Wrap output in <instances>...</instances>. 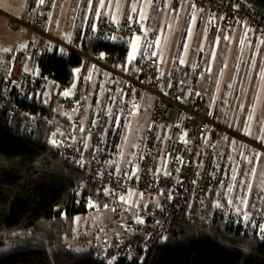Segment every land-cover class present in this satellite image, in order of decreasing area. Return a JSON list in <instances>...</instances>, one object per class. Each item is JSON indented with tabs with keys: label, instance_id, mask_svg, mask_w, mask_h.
<instances>
[{
	"label": "built area",
	"instance_id": "obj_1",
	"mask_svg": "<svg viewBox=\"0 0 264 264\" xmlns=\"http://www.w3.org/2000/svg\"><path fill=\"white\" fill-rule=\"evenodd\" d=\"M154 1L161 9L173 11L191 1L194 11L210 14L212 26L222 38L231 35L236 25L241 24L245 29L246 43H253L256 36L264 40V15L240 0ZM45 22V11L38 6L29 26L37 38L29 37L13 51L7 72L0 76L10 115L17 122H25V131L31 134L38 131L40 119L39 115L32 113L30 106L40 104L41 89L50 80L41 70V60L48 52L50 41V35L44 30ZM24 24L20 17L12 16L8 20V28L13 32L21 31ZM139 27L132 23L130 28L128 21L116 23L104 15L96 22L95 30L83 31L78 38L110 46H116L122 40L129 44L134 33H142ZM58 42L62 45L60 54L68 59L72 53L80 55L81 65L73 83H58L61 107L70 115L72 126L64 134L53 136L51 141L55 139L57 143L52 145L62 159L83 173L81 183L75 188L76 202L84 204L89 211H98L105 205L110 209L126 206L130 215L124 229L136 237L131 240L120 238L114 243L104 241L101 246L96 244L94 256L106 262L144 256L155 242L163 241L172 232L183 216L187 202L197 206L189 211V219L194 220L207 199L206 182L212 160L226 142L222 139L219 123L220 104L209 105L214 71L210 73L209 87L203 89L199 67L190 69L185 66L176 77L164 76L161 75L163 61L157 63L159 57H152L148 52L133 77L126 74V60L116 58L112 52L92 54L87 48ZM100 69L106 73L108 91L119 93L123 105L132 113L139 110L143 91L154 94L141 158L127 168H118L107 161L103 152V136L92 144L86 137L87 132H92V128L85 124L87 97ZM66 92L69 95H65ZM80 128L84 131L81 132ZM182 136L187 143L182 141ZM80 161H83V166ZM133 172L136 175L131 179L125 175L128 173L130 176ZM104 189L114 190L115 195H104ZM129 192L143 193L150 200L141 205L121 202L120 196H127ZM90 200L97 207H89ZM137 218L144 223H138Z\"/></svg>",
	"mask_w": 264,
	"mask_h": 264
},
{
	"label": "trees",
	"instance_id": "obj_2",
	"mask_svg": "<svg viewBox=\"0 0 264 264\" xmlns=\"http://www.w3.org/2000/svg\"><path fill=\"white\" fill-rule=\"evenodd\" d=\"M38 6L39 0H28L26 14L33 18ZM92 8L96 10L95 4ZM93 16L89 15V21ZM90 28L88 26L85 31ZM211 29L213 38L217 29L212 25ZM76 42L92 54L108 51L124 60L129 48L123 40L116 46L79 38ZM80 65V55L72 53L68 59L60 54L59 47L46 52L41 60L42 74L57 83H73ZM4 75L5 72L2 77ZM100 87L98 83L96 90ZM112 94L118 95L117 92ZM30 109L40 119L35 134L26 132L25 122H17L10 115L3 83L0 84V264H264V232L258 223L244 219L246 209L239 199L243 197L251 206L253 202L258 203V193L249 191L248 187L227 192L226 186L232 184L225 174L230 169L228 144L214 154L206 182L207 199L194 220L189 219V211L197 206L187 202L172 232L163 241L155 242L144 256L115 262L94 256L96 244L101 246L104 241L114 243L120 238H136L131 235L97 237L85 249L75 248L72 239L77 219L80 216L82 219L88 211L84 204L76 202L75 188L81 183L83 173L57 154L50 138V135L70 130L71 117L63 109H56L47 119L49 107L42 101ZM85 124L94 127L86 134L91 144L107 134L105 115L97 127L92 120ZM43 128L49 136L43 135ZM103 152L106 157V149ZM221 181L225 182V187H221ZM248 183L249 178L243 185ZM230 199L231 204L228 203ZM217 204L220 206L216 207ZM116 208L126 213L124 227L130 209L126 206Z\"/></svg>",
	"mask_w": 264,
	"mask_h": 264
},
{
	"label": "rangeland",
	"instance_id": "obj_3",
	"mask_svg": "<svg viewBox=\"0 0 264 264\" xmlns=\"http://www.w3.org/2000/svg\"><path fill=\"white\" fill-rule=\"evenodd\" d=\"M50 2L51 1H49L48 5L51 8L47 6L46 2L40 4L46 14L45 26H48V28L50 27L54 32L68 33L66 28L62 31L58 27L57 21L58 18H60L62 7L53 6ZM179 13H181V10L177 14ZM34 14L35 12L33 13V18L32 15L31 17L26 18L28 23H26L21 17L25 24L19 32L11 31L7 27L8 21L3 18L0 19V76L3 75V72H7L12 53L20 44L16 47L15 45L29 37L34 39L37 38V34L33 33L29 27L34 19ZM30 18H32V20ZM46 27H44V30ZM204 32L205 27H202L195 32L189 23L187 25H181L179 20L175 19V22L172 25L170 42L167 46L165 60V66L167 69L177 68L178 66H192L191 62L199 57V65L202 70L207 69L208 63L206 62V59H209V62L213 64V68L219 67L222 60L228 61V59H230V62L239 61V53H232L233 50L228 52V44H226L225 40L223 42L220 40L212 46L213 38H211V44L209 43V39L208 45L201 51ZM217 33L218 32L216 31V34ZM75 35L76 33L74 32L73 39L78 38ZM59 38L62 40L65 39L63 36H60ZM50 43L52 42L50 41ZM57 45L59 44L57 43ZM185 45H187V51H185ZM248 58H250V56H248ZM254 58V56H251V60H254ZM181 59L185 62L181 63ZM243 59H245V56H243ZM186 61L189 62L186 63ZM257 63L258 65H261L260 61ZM181 68L182 67H180V69ZM252 72L254 74L251 81L245 82V87H243V91L240 95V99L243 97L242 103L244 105L239 103L240 105L242 104L240 109L237 107L234 108V105H232L230 106L231 110L228 112H226V107L221 104V100L219 101V97L215 93L218 85L215 72L211 85L209 105L212 106V104H215L216 102L220 103L219 120L220 123L226 126L229 125L228 118H230L231 112L232 114L236 113L235 131L229 132L228 129H223L222 139L223 141H226L224 144H228L229 146L228 160L229 157L233 158L230 168L238 166L241 174L237 176L236 181L231 180V172L228 173V177L232 183L237 185L238 188L236 187L235 189L238 191L242 190L241 185H243V183L249 178L248 185L251 186L249 191L258 193V203L253 202L254 204L251 206L247 203V205H244V208L246 209L244 212L247 213L249 217L248 220H252L253 224L258 223L261 227L264 225V143L261 142L264 140V68L260 66ZM209 81L210 74L202 72L201 82L203 89L209 87ZM98 83H100L101 87L99 90H96ZM105 83L106 73L104 70L100 69L94 76L91 84V92L87 97L85 121L88 122L89 120H92L93 125H96L95 127H97L100 118L105 115L107 134L105 137L103 136L105 139L103 149H106V159L118 168H127L132 164L138 163L141 158L144 137L153 109L154 94L147 90L143 91L139 110L132 113L127 106L123 105L122 96L119 93L118 96L107 91L108 89L106 88ZM94 97H96V99ZM41 101L44 105L49 107L47 119L51 118L52 111L62 109L59 85L57 82L50 79L41 89ZM225 113L227 114V120L224 119ZM117 117L120 119L119 126H117L115 123L116 120H114V118ZM249 117H251V119H249ZM89 127H91L93 131L94 127ZM245 129H250V135L245 133ZM43 130V135L45 137L49 136L46 132L47 129L43 128ZM52 137L53 135H50L51 139ZM233 141L235 143H233ZM94 142H96V140ZM257 154H259L258 157ZM247 160H252V163H248ZM246 170L252 171H249L247 175H244L243 173ZM249 191L246 197L248 196ZM140 194L141 193H134V195L130 197L129 204L141 205L150 200L149 196H141ZM125 197L127 198L128 195ZM248 208H250V210H248ZM113 209H115V211H113ZM82 217V219L81 216L77 219L76 233L72 239V244L75 248L85 249L87 244L97 237L113 238L116 234L128 235L123 227L125 219L123 211L118 210L117 208L110 209L104 207L98 211L88 210Z\"/></svg>",
	"mask_w": 264,
	"mask_h": 264
},
{
	"label": "crops",
	"instance_id": "obj_4",
	"mask_svg": "<svg viewBox=\"0 0 264 264\" xmlns=\"http://www.w3.org/2000/svg\"><path fill=\"white\" fill-rule=\"evenodd\" d=\"M51 1V5L53 6H60L61 13L60 18H58V27L60 30L67 29V32H54L50 27H46L45 31L50 35V41L52 43H48V52L52 51L56 47H59L60 53L62 50V45H57L58 41L65 42L66 44H71V46L77 45L76 39H73L74 32L76 33V37L85 31L88 26L92 29L95 26L96 22L99 20L100 17L104 15H108L113 20L118 22L128 21V17L131 15L133 18V23L135 20L139 18V14L143 13L146 15V19L143 20L144 28L147 30V40L151 41L156 39L157 37L160 38V44L158 49L153 47L149 48L147 44L143 45V51L146 53H152V51H158V53L162 56L163 61V75H171L176 77L180 67L185 66H178L177 68H168L165 66V60L167 55V46L170 42V36L172 32V25L175 22V19L179 20L181 25H187L188 23L193 27V30L196 32L200 28L205 27L204 38L202 43V50L206 48L208 45L209 39L211 44L212 38V29L210 31V25H212V19L209 13H199L193 10L192 2L187 1L181 8L176 11L171 9H161L159 5L154 1L151 0L149 4V0H111L110 6L104 9H100L102 15L99 18L93 16L92 20L89 21V15L91 12L88 10V0H49ZM48 0H44V2L49 3ZM53 1V3H52ZM28 0H0V19L3 18L4 20L8 21L10 16L22 17L23 20L26 21L27 17H31L30 15L26 14V4ZM95 4V9H97L98 5L96 4L95 0L92 2ZM105 4H109V0H105ZM135 4L137 7V12H131V6ZM181 10V13L177 14ZM32 20V18H30ZM33 22V20H32ZM138 25V24H137ZM8 27V26H7ZM217 31V30H216ZM218 32V31H217ZM59 33V34H58ZM245 29L243 25L237 24L234 32L226 36L228 37L227 40L221 37L220 33L218 32L216 36L213 37L212 46L215 43L221 40L223 42L226 41L228 44V52L232 53H239V61H223L219 65V67L213 68V64L209 62V59H206L208 63L207 69L202 70L199 62L200 57L195 61L191 62L192 66H188V68L199 67L201 72H206L208 74L211 71H214V75L216 72V78L218 85L216 87V95L219 97V101L221 100V104L226 107V112L230 109V106L234 105V108H241L243 97L240 99V95L243 91V87H245V82H250L253 77V70L259 68L260 66L264 68V40H261L258 36L255 37L254 42L249 44L246 43L244 40ZM138 35L143 36V33H139ZM63 36L65 39L59 38ZM27 40V39H26ZM26 40H16L21 41L20 43L16 44L21 45L26 42ZM241 40H243V44H241ZM128 44V43H127ZM245 44V45H244ZM128 52L130 51V44H128ZM127 52V54H128ZM245 56V59H243ZM250 56V58H248ZM251 56H254V60H251ZM145 57V56H144ZM144 57L141 58L137 56L136 60L133 61L132 64H127V71L126 74L129 76L135 77L138 73L139 66L141 62L144 60ZM127 58V56H126ZM258 61L261 62V65H258ZM189 61H186L188 63ZM258 66V67H257ZM187 67V66H186ZM209 67L211 71H209ZM216 70V71H215ZM239 87V88H238ZM245 91V88H244ZM240 101V102H239ZM239 103H242L241 105ZM220 104V103H219ZM244 105V104H243ZM235 112V109H234ZM69 115V114H68ZM70 116V115H69ZM224 119L227 120V114H224ZM236 113L231 112L230 118H228V124L224 125L219 123L223 129H228L229 132H234V128H236ZM148 127V126H147ZM233 127V128H232ZM125 216V212L123 211ZM127 232V231H126ZM128 233V232H127ZM123 237H129L128 235H122Z\"/></svg>",
	"mask_w": 264,
	"mask_h": 264
},
{
	"label": "snow or ice",
	"instance_id": "obj_5",
	"mask_svg": "<svg viewBox=\"0 0 264 264\" xmlns=\"http://www.w3.org/2000/svg\"><path fill=\"white\" fill-rule=\"evenodd\" d=\"M92 2H93V0H88V10L96 18H99L102 15L100 9H104L106 7H109L110 6V3H111V0H109V4L108 5L105 4V0H95L96 4L98 5V7H97V9L95 11L92 8ZM39 3L40 4H43L44 3V0H39ZM150 3H151V0H149V4ZM131 12L132 13H136L137 12V7H136L135 4H133L131 6ZM146 18L147 17H146L145 14L140 13L139 14V18L135 20V23L140 26L139 27V31L143 33V36L134 33L133 36H132V38L129 40L130 51L128 52L127 58H126L127 59V64H132L133 61L136 60L137 56H140L141 58H143L145 55H147V53L143 51V45L144 44H147V46L149 48L155 47V48L158 49V47H159V44H160V38L159 37H157L156 39L151 40V41H148L147 40L148 32L144 28V24L142 22ZM114 22L118 23V21H115V20H114ZM132 23H133V18L130 15L128 17V24H129V27L130 28H131ZM93 30H95V26H93ZM189 35H190V32H189ZM111 38L112 39H116V37H111ZM224 39L227 40L228 37H224ZM243 42L244 41L241 40L240 43L243 44ZM262 42H264V41H262ZM217 43H218V40H217ZM184 47H185V51H187V45H185ZM201 51H202V49H201ZM151 56L152 57H159L157 63L162 62V56L158 53V51H152ZM180 62L181 63H184L185 61L183 59H181ZM208 70L211 71V68L209 67ZM125 71H127V65H125ZM161 75H163V73H161ZM65 95H69V93L66 92ZM249 119H251V117H249ZM115 123L117 124V126H119V123H120L119 117L116 118ZM80 131L83 132L84 129L83 128H80ZM245 133L250 135V129H245ZM89 135H90V133H89ZM184 135L186 136V133ZM157 139H160V138L157 137ZM181 139H182L183 142L187 143V141L184 140V137L183 136H182ZM261 142L264 143V140H262ZM51 143L53 145H55L57 142H56L55 139H53L51 141ZM233 143H235V142L233 141ZM87 146L88 145L85 144V147H87ZM258 155L259 154H257V157H258ZM245 159H247V158H245ZM232 161H233V158L232 157H229V163L230 164L232 163ZM181 162L183 163V161H181ZM247 162L248 163H252V160H247ZM79 163H81V166H83V161H80ZM249 171H252V170H246L243 174L244 175H247ZM117 172H119V169H117ZM229 172L232 173V175H231V180L232 181H236L237 176L241 174L240 169H239L238 166L226 170L225 174L227 175ZM164 174L165 175H170V173H164ZM125 175L128 176L129 179H131L132 176H135L136 175V173L133 172L130 176L128 175V173H125ZM137 179H138V177H137ZM225 186H226L225 185V182L224 181H221V187H225ZM226 187H227V192L231 193L232 191L235 190V188L237 187V185L235 183H232V184L227 185ZM241 187H248V188H250L251 186L250 185H241ZM104 195H106V196H112V195H115V192L112 189H104ZM132 195H134V193H131V192L128 193V197L127 198L122 195V196H120V201L123 202V203H130V197ZM140 195L142 196L143 193H141ZM239 199H240V202L242 204L247 205V200L246 199H244L243 197H240ZM228 203L231 204V203H233V201L230 199L228 201ZM219 206H220L219 204L216 205V207H219ZM89 207H97V205L90 200L89 201ZM105 207H107V205H105ZM113 211H115V209H113ZM244 219L245 220H248L249 219L247 213L244 214ZM137 222L138 223H144V221L143 220H140L139 218H137ZM260 230H261V232H264V225L261 226V229Z\"/></svg>",
	"mask_w": 264,
	"mask_h": 264
},
{
	"label": "water",
	"instance_id": "obj_6",
	"mask_svg": "<svg viewBox=\"0 0 264 264\" xmlns=\"http://www.w3.org/2000/svg\"><path fill=\"white\" fill-rule=\"evenodd\" d=\"M247 7L255 10L261 15H264V0H240Z\"/></svg>",
	"mask_w": 264,
	"mask_h": 264
}]
</instances>
